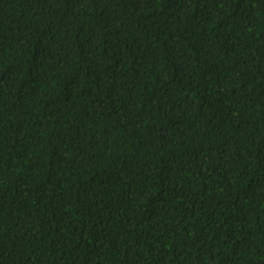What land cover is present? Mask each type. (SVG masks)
<instances>
[{
	"label": "trees",
	"instance_id": "1",
	"mask_svg": "<svg viewBox=\"0 0 264 264\" xmlns=\"http://www.w3.org/2000/svg\"><path fill=\"white\" fill-rule=\"evenodd\" d=\"M0 264H264V0H0Z\"/></svg>",
	"mask_w": 264,
	"mask_h": 264
}]
</instances>
